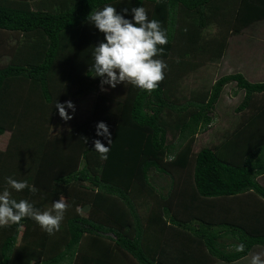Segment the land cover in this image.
<instances>
[{"label": "trees", "instance_id": "trees-1", "mask_svg": "<svg viewBox=\"0 0 264 264\" xmlns=\"http://www.w3.org/2000/svg\"><path fill=\"white\" fill-rule=\"evenodd\" d=\"M106 4L143 6L160 22L164 79L151 92L105 85L84 122L52 136L55 103L96 86L91 64L103 34L87 16ZM261 22L264 0L0 2V38L17 37L0 67V136L11 133L0 150V191L40 211L60 198L68 206L53 235L29 218L0 227V264H235L264 248V82L239 72L176 96L202 62L225 56L231 36ZM214 25L223 29L207 37ZM229 84L244 93L235 109L244 119L219 146L195 153ZM101 121L112 140L106 159L94 150L96 139L108 146L96 136ZM8 177L37 191L16 192Z\"/></svg>", "mask_w": 264, "mask_h": 264}, {"label": "clouds", "instance_id": "clouds-1", "mask_svg": "<svg viewBox=\"0 0 264 264\" xmlns=\"http://www.w3.org/2000/svg\"><path fill=\"white\" fill-rule=\"evenodd\" d=\"M130 15L131 18H128ZM88 23L93 25L103 39L94 46L91 72L99 78L100 90L106 91L105 85L115 89L118 85H132L151 92L164 79L167 64L160 58L167 35L160 22L149 19L143 6L131 9L117 8L106 4L102 9L91 11L87 16ZM60 117L64 121L73 118L76 111L72 100L55 103ZM96 136L107 142L105 146L100 139L94 140V150L102 159L107 158L109 145L112 142L109 127L103 121L96 125ZM9 187L21 192L28 189L35 193L37 189L26 181H17L11 177L6 180ZM67 204L62 198L54 201L50 210L40 211L28 200L12 198L8 188L0 191V227L10 223H19L24 218L34 220L49 235L61 228ZM238 250H243V245ZM252 264H264L259 255L252 258Z\"/></svg>", "mask_w": 264, "mask_h": 264}, {"label": "rangeland", "instance_id": "rangeland-1", "mask_svg": "<svg viewBox=\"0 0 264 264\" xmlns=\"http://www.w3.org/2000/svg\"><path fill=\"white\" fill-rule=\"evenodd\" d=\"M4 1L5 0H0V2ZM27 1L33 4L36 0ZM228 6L231 9L230 3ZM220 27L214 25L206 31V36L217 35L220 29H223ZM2 37H4V35ZM16 39L17 37L6 34L5 43L7 44V48H13L16 44ZM10 59V53L0 51L1 65L9 63ZM201 65L202 66H200L199 69L192 72L186 76L183 81H181V85L176 95L178 98H190L193 95L192 92L207 91L222 76L239 72L244 74L245 77L253 83L264 82V22L258 23L252 28L246 29L244 33L239 36H231L229 38L228 50L220 61L209 60L202 62ZM100 91L99 78H96V86L93 91L89 92L87 95H79L72 100L75 104L76 111L73 118L69 121H64L60 117L59 112L56 111L53 116L51 135L54 136L67 132L74 128L77 124L84 122L89 115H91L90 113L93 111L96 101H98ZM117 94H119V90L115 96ZM243 97L244 93L240 91L235 84H229L224 89L223 95L215 110L212 127L209 131L200 133L197 136L194 144L195 153H198L203 148L219 146L224 142L226 136L230 135L236 127L241 124L244 117L242 114L237 113L235 109L241 103ZM10 137V132L0 136V150L3 151L7 148ZM259 181L264 184V178L259 179ZM157 184L166 185L165 181L160 179L157 180ZM85 211L81 210L79 205H76L74 210L75 213L86 216L88 211ZM141 214L146 216L145 211H141ZM257 255H259L261 261H264L263 247L253 248L248 257L235 264H252V258ZM219 264L225 263L219 262Z\"/></svg>", "mask_w": 264, "mask_h": 264}, {"label": "crops", "instance_id": "crops-1", "mask_svg": "<svg viewBox=\"0 0 264 264\" xmlns=\"http://www.w3.org/2000/svg\"><path fill=\"white\" fill-rule=\"evenodd\" d=\"M10 37V36H9ZM5 41H6V35H4V37H2L1 39H0V51H3V52H5V53H12L13 52V48L15 47V45H14V47L13 48H7V44L5 43ZM4 50H6V51H4ZM8 64V63H7ZM7 64H3V65H1L0 64V67L2 66H6ZM239 262V261H238ZM237 263V262H236Z\"/></svg>", "mask_w": 264, "mask_h": 264}]
</instances>
